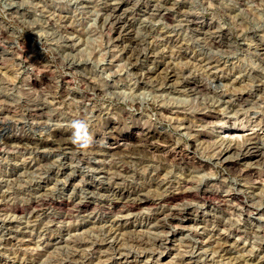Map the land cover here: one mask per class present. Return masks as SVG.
<instances>
[{"label":"rangeland","instance_id":"1","mask_svg":"<svg viewBox=\"0 0 264 264\" xmlns=\"http://www.w3.org/2000/svg\"><path fill=\"white\" fill-rule=\"evenodd\" d=\"M0 51V264H264V0H0ZM76 119L93 141L82 153L69 144ZM147 124L168 132L172 158L121 152ZM180 151L205 166L178 163ZM235 163L263 175L238 178ZM178 186L216 192L225 211L199 193L171 202L183 215L121 212L130 194ZM44 191L53 204L23 209Z\"/></svg>","mask_w":264,"mask_h":264},{"label":"bare ground","instance_id":"2","mask_svg":"<svg viewBox=\"0 0 264 264\" xmlns=\"http://www.w3.org/2000/svg\"><path fill=\"white\" fill-rule=\"evenodd\" d=\"M105 3V2H104ZM111 3V2H110ZM118 3V2H117ZM106 4H107V2H106ZM133 5V4H132ZM136 5V4H135ZM102 6V5H101ZM119 6H120V4H115V5H112V6H110V7H108V10H110V11H113V12H115L118 8H119ZM146 6V5H145ZM172 6V5H171ZM105 7V6H104ZM129 7V6H128ZM160 7V6H159ZM167 7V6H166ZM153 8V7H152ZM107 9V8H106ZM165 9H167V8H165ZM105 10V9H104ZM125 10V9H124ZM103 11V10H102ZM109 11V12H110ZM166 12V11H165ZM168 12V11H167ZM179 12V11H178ZM102 13V12H101ZM152 13V12H151ZM163 13V12H162ZM184 13V12H183ZM113 16V15H112ZM146 16V15H145ZM107 17V16H106ZM130 17V16H129ZM147 17V16H146ZM191 17V16H190ZM105 18V17H104ZM62 19V18H61ZM132 19V18H131ZM166 19V18H165ZM180 19V18H179ZM189 19V18H188ZM114 20V19H113ZM138 20V19H137ZM175 20V19H174ZM104 22V21H103ZM140 22V21H139ZM109 25V24H108ZM121 25V24H120ZM124 25V24H123ZM146 25V24H145ZM179 25V24H178ZM111 26V25H110ZM177 26V25H176ZM166 27V26H165ZM174 28V27H173ZM202 28V27H201ZM151 29V28H150ZM214 29V28H213ZM202 30V29H201ZM173 31V30H172ZM214 31V30H213ZM108 32V31H107ZM147 33V32H146ZM154 34V33H153ZM213 34V33H212ZM222 34V33H221ZM220 34V35H221ZM208 35V34H207ZM131 36V35H130ZM118 37V36H117ZM161 37V36H160ZM163 37V36H162ZM210 37V36H209ZM213 37V36H212ZM218 37V36H217ZM68 39V38H67ZM109 39V38H108ZM111 39V38H110ZM109 39V40H110ZM136 39V38H135ZM66 40V39H65ZM113 40V39H112ZM145 40V39H144ZM148 41V40H147ZM146 41V42H147ZM223 41V40H222ZM108 42V41H107ZM142 42V41H141ZM211 42V41H210ZM184 43V42H183ZM114 44V43H113ZM181 44V43H180ZM68 45V44H67ZM121 45V44H120ZM124 45V44H123ZM106 46V45H105ZM72 47V46H71ZM143 47V46H142ZM70 48V47H69ZM107 48V47H106ZM126 48V47H125ZM137 48H138V46H137ZM3 49V48H2ZM118 49V48H117ZM144 49V48H143ZM155 49V48H154ZM122 50V49H121ZM134 50V49H133ZM153 50V49H152ZM151 50V51H152ZM150 51V50H149ZM1 52V51H0ZM130 52V51H129ZM144 52V51H143ZM154 52V51H153ZM9 53V52H8ZM119 53V52H118ZM134 53V52H133ZM133 53H131V54H133ZM137 54V53H136ZM130 55V54H129ZM139 55V54H138ZM150 55V54H149ZM19 56V55H18ZM17 56V57H18ZM127 56V55H126ZM135 56H137V55H135ZM143 57V56H142ZM160 57V56H159ZM168 57V56H167ZM125 58V57H124ZM111 59V58H110ZM216 60V59H215ZM134 61V60H133ZM159 61V60H158ZM214 61V60H213ZM206 62V61H205ZM75 63V62H74ZM167 64V63H166ZM169 67V66H168ZM41 68V67H40ZM145 68V67H144ZM173 68V67H172ZM151 69V68H150ZM181 69H183V68H181ZM203 69V68H202ZM41 70H42V68H41ZM44 70V69H43ZM120 70V69H119ZM167 70V69H166ZM168 70H171V69H168ZM190 70V69H189ZM39 71V70H38ZM141 71V70H140ZM151 71V70H150ZM159 71V70H158ZM157 71V72H158ZM162 71V70H161ZM172 72H173V70H171ZM177 71V70H176ZM182 71V70H181ZM144 72V71H143ZM174 72H175V70H174ZM1 73V72H0ZM117 73V72H116ZM121 73V72H120ZM167 74V72H164V74ZM179 73V72H178ZM177 73V74H178ZM118 74H119V72H118ZM143 74V73H142ZM164 74H163V76H164ZM263 74V73H262ZM46 75V74H45ZM156 75V74H155ZM175 75V74H174ZM220 75V74H219ZM1 76V75H0ZM169 76V75H168ZM170 76H173L172 74L170 75ZM176 76V75H175ZM184 76V75H183ZM182 76V77H183ZM39 77V76H38ZM162 77V76H161ZM166 77H167V75H166ZM153 78V77H152ZM4 79V78H3ZM42 79V78H41ZM177 78H175V80H176ZM9 80V79H8ZM53 80V79H52ZM260 80V79H259ZM259 80H258V82H259ZM2 81V80H1ZM11 81V80H10ZM54 81H55V79H54ZM144 81V80H143ZM158 81H159V79H158ZM174 81V80H173ZM179 81V80H178ZM257 81V80H256ZM4 82V81H3ZM2 82V83H3ZM5 82H6V80H5ZM12 82V81H11ZM45 82V81H44ZM35 83V82H34ZM153 83V82H152ZM163 83V82H162ZM5 84V83H4ZM6 84H8V82L6 83ZM11 84V83H10ZM56 84V83H55ZM59 84V83H58ZM167 84V83H166ZM173 84H175V83H173ZM178 84V83H177ZM13 85V84H12ZM168 85V84H167ZM170 85V84H169ZM8 87L7 88H10L11 87V85H10V87H9V85H7ZM146 86V85H145ZM161 86V85H160ZM159 86V87H160ZM191 86V85H190ZM44 87V86H43ZM48 87V86H47ZM54 87V86H53ZM173 87V86H172ZM5 88V87H4ZM58 88V87H57ZM92 88V87H91ZM149 88V87H148ZM256 88V87H255ZM175 89V88H174ZM61 90V89H60ZM173 90V89H172ZM18 91V90H17ZM178 91V90H177ZM198 91V90H197ZM4 92V91H3ZM196 92V91H195ZM206 92V91H205ZM208 92V91H207ZM249 92V91H248ZM18 93V92H17ZM25 93V92H24ZM23 93V94H24ZM53 93V92H52ZM158 93V92H157ZM234 93H235V91H234ZM237 93V92H236ZM26 94H27V92L25 93V95L24 96H26ZM200 94V93H199ZM48 95V94H47ZM51 95V94H50ZM2 96V95H1ZM1 96H0V98H1ZM28 96H30L29 94H28ZM28 96H27V98H28ZM34 96V95H33ZM36 96V95H35ZM35 96H34V98H35ZM45 96V95H44ZM43 96V97H44ZM52 96V95H51ZM207 96V95H206ZM240 96V95H239ZM21 97V96H20ZM40 97H42V96H40ZM9 98V97H8ZM16 98H18V97H16ZM33 98V97H32ZM32 98L30 97L29 99L31 100V101H33L32 100ZM45 98V97H44ZM36 99V98H35ZM57 99V98H56ZM25 100H27V99H25ZM29 100V101H30ZM37 100H38V98H37ZM37 100H36V102H37ZM47 100V99H46ZM235 100V99H234ZM30 101V102H31ZM133 101V100H132ZM217 101V100H216ZM24 102V101H23ZM35 102V101H34ZM63 102V101H62ZM70 102H72V101H70ZM206 102V101H205ZM204 102V103H205ZM223 102V101H222ZM232 102V101H231ZM48 103V102H47ZM77 103V102H76ZM212 103V102H211ZM19 104V103H18ZM21 104V103H20ZM27 104V103H26ZM28 104H29V102H28ZM32 104V103H31ZM30 104V105H31ZM37 104V103H36ZM42 104V103H41ZM239 104V103H238ZM246 104V103H245ZM10 105H12V104H10ZM9 105V106H10ZM24 105V104H23ZM30 105H29V107H30ZM43 105V104H42ZM58 105V104H57ZM68 105H69V103H68ZM201 105V104H200ZM203 105V104H202ZM1 106V105H0ZM8 106V107H9ZM27 106V105H26ZM71 106H73V105H71ZM6 107V106H5ZM24 107V106H23ZM28 107V106H27ZM28 107V108H29ZM32 107V106H31ZM35 106H33V108H34ZM37 107H38V105H37ZM54 107V106H53ZM56 107V106H55ZM59 107V106H58ZM211 107V106H210ZM223 107V106H222ZM26 108V107H25ZM32 108V109H33ZM91 108V107H90ZM202 108H204V107H202ZM217 108V107H216ZM239 108H240V106H239ZM38 108H34L33 110L35 111V110H37ZM92 109V108H91ZM197 109V108H196ZM248 109V108H247ZM2 110V109H1ZM7 110V109H6ZM29 110V109H28ZM199 110V109H198ZM198 110H197V112H198ZM205 110H206V108H205ZM243 110H244V108H243ZM182 111V110H181ZM200 111H202V109H200ZM213 111V110H212ZM215 111V110H214ZM238 111V110H237ZM247 111V110H246ZM29 112V111H28ZM38 112V111H37ZM215 112H217V111H215ZM240 112H242V111H240ZM32 113V112H31ZM40 113V112H39ZM44 113V112H43ZM61 113V112H60ZM74 113V112H73ZM175 113V112H174ZM35 114V113H34ZM64 114V113H63ZM96 114V113H95ZM127 114V113H126ZM33 115V114H32ZM44 115H45V113H44ZM75 115V114H74ZM128 115V114H127ZM193 115V114H192ZM198 115H199V117H201L202 119L203 118H209V117H212L213 116V112H206V111H202V112H200V113H198ZM218 115V114H217ZM224 115V114H223ZM236 115V114H235ZM67 116V115H66ZM71 116V115H70ZM84 116V115H83ZM125 116V115H124ZM129 116V115H128ZM185 116V115H184ZM237 116V115H236ZM243 116V115H242ZM250 116V115H249ZM253 116V115H252ZM264 116V115H263ZM72 117H74L73 115H72ZM172 117V116H171ZM175 117V116H174ZM183 117V116H182ZM215 117V116H214ZM254 117V116H253ZM58 118V117H57ZM70 118V117H69ZM111 118H113V117H111ZM122 118V117H121ZM130 118V117H129ZM134 118V117H133ZM178 118V117H177ZM176 118V119H177ZM186 118V117H185ZM195 118V117H194ZM73 119V118H72ZM116 119V118H115ZM122 119H125V118H122ZM218 119V118H217ZM216 119V120H217ZM64 120V119H63ZM86 120H87V118H86ZM118 120V119H117ZM130 120V119H129ZM178 120H182V118H180V119H178ZM194 120V119H193ZM207 120V119H206ZM69 121V120H68ZM88 121V120H87ZM114 121V120H113ZM128 121V120H127ZM135 121V120H134ZM184 121V120H183ZM192 121V120H191ZM204 121V120H203ZM220 121H222V120H220ZM3 122V121H2ZM1 122V123H2ZM123 122V121H122ZM136 122H137V120H136ZM139 122V121H138ZM141 122V121H140ZM143 122V121H142ZM182 122V121H181ZM186 122V121H185ZM194 122H196V121H194ZM216 122V121H215ZM147 123V122H146ZM149 123V122H148ZM179 123H180V121H179ZM200 123V122H199ZM219 123V122H218ZM257 123V122H256ZM152 124V123H151ZM191 125V124H190ZM193 125V124H192ZM4 126V125H3ZM2 126V127H3ZM6 126V125H5ZM4 126V127H5ZM43 126V125H42ZM179 126V125H178ZM183 126V125H182ZM198 126V125H197ZM256 126V125H255ZM3 127V128H4ZM145 128H143V129H140V130H137V132L134 134V140L132 141V142H123L122 143V151L121 152H125V153H131V154H135V153H141V152H143L144 154L146 153V152H148V151H150L151 149L152 150H158V147L160 146L161 147V153H160V155L158 156V159L160 160V161H165V160H167L168 158H169V156L172 158V154H173V152H175L176 153V151H174L173 149L174 148H172V147H168V146H172V145H170L168 142H169V135L167 134L168 132L167 131H162L161 130V132H159V131H157L156 129H154V128H152V126L151 125H149V124H147V126H144ZM207 127V126H206ZM135 128V127H134ZM2 129V128H1ZM98 129V128H97ZM113 129V128H112ZM199 129H201V128H199ZM65 130V129H64ZM64 130H63V132H64ZM198 130V129H197ZM67 131V130H66ZM65 131V132H66ZM107 131V130H106ZM194 131V130H193ZM203 131V130H202ZM55 132V131H54ZM72 132V131H71ZM70 131H68V133H71ZM167 132V133H166ZM189 133V132H188ZM69 135V134H68ZM193 135V134H192ZM197 135V134H196ZM235 135V134H234ZM256 135V134H255ZM70 136V135H69ZM68 136V137H69ZM125 136V135H124ZM232 136V135H231ZM246 136V135H245ZM55 137H56V139L55 140H57L59 143H68L69 141V139H68V137H66V134H64V133H62V132H60V133H57L56 132V134H55ZM126 137V136H125ZM246 137H248V136H246ZM5 138V137H4ZM119 138V137H118ZM118 138L117 137H114L113 138V142L112 143H116L117 145L119 144V143H117L118 141ZM248 138H250V136L248 137ZM247 138V139H248ZM159 139H162V140H160L159 141ZM194 139V138H193ZM196 139V138H195ZM1 140V139H0ZM14 140H19V139H17V138H7L6 139V142H11V141H14ZM71 140V139H70ZM200 140V139H199ZM53 141V140H52ZM3 142V141H2ZM17 142V141H16ZM15 142V143H16ZM99 142V141H98ZM161 142H165V144L163 143V145L161 144ZM194 142V141H193ZM250 142L252 143V141L250 140ZM19 143V142H18ZM18 143H17V145H18ZM20 143H22V141L20 142ZM50 143V142H49ZM56 143V142H55ZM58 143V144H59ZM11 144V143H10ZM69 144H72V145H76V144H74L73 142L72 143H69ZM110 144V143H109ZM116 144H114V145H116ZM193 144V143H192ZM222 144V143H221ZM236 144V143H235ZM238 144V143H237ZM242 144H243V142H242ZM244 144H246V143H244ZM254 145V144H253ZM1 146V145H0ZM10 146V145H9ZM65 146V145H64ZM71 146V145H70ZM77 147H79L80 149L78 150V151H80L81 149L82 150H86L87 148H81L80 146H78L77 145ZM95 147V146H94ZM104 147V146H103ZM108 147V146H107ZM195 147V146H194ZM253 147H256V146H253ZM1 148V147H0ZM36 148V147H35ZM89 148H92V145L91 146H89L88 147V149ZM110 148H112V147H110ZM109 148V150H111ZM166 148V149H165ZM258 148V147H257ZM5 149V148H4ZM15 149V148H14ZM75 149V148H74ZM77 149V148H76ZM116 149V148H115ZM228 150V149H230V150H234V152H235V149L237 150V154H236V157H237V155H238V157L239 156H242V157H246V156H249L250 154H252V151H251V146H248V145H245V146H240V147H237L236 145L235 146H233V145H231V146H227L226 148H225V150ZM81 150V151H82ZM90 150V149H89ZM94 150V149H93ZM92 150V152L94 153L95 151H93ZM99 150V149H98ZM223 150V149H222ZM80 151V152H81ZM106 151H107V149H106ZM193 151V150H192ZM224 151V150H223ZM253 151H258V149H255L254 148V150ZM260 151V150H259ZM264 151V150H263ZM263 151H262V153H263ZM7 152V151H6ZM86 152V151H85ZM87 152H89V151H87ZM108 152V151H107ZM112 152V151H111ZM117 152V151H116ZM151 152V151H150ZM154 152V151H153ZM159 152H160V150H159ZM213 152V151H212ZM215 152V151H214ZM227 152V151H226ZM82 153V152H81ZM105 153V152H104ZM219 153V152H218ZM222 153V152H221ZM220 153V154H221ZM254 153H257L258 154V157H259V160L262 162V163H264V157H262L261 155H260V153H258V152H254ZM106 154H108V153H106ZM113 154H115V153H113ZM117 154V153H116ZM137 156H138V154H136ZM143 155V154H142ZM146 155V154H145ZM153 155V154H152ZM155 155V154H154ZM176 155V154H175ZM230 155V154H229ZM233 155V154H232ZM81 156V155H80ZM132 156V155H131ZM150 156V155H149ZM155 156H157V155H155ZM174 156V155H173ZM196 156V155H195ZM221 156V155H220ZM79 157V156H78ZM85 157V156H84ZM216 157V159H217V157H219V156H215ZM149 158V157H148ZM157 158V157H156ZM214 158V157H213ZM225 158V157H224ZM153 159V158H152ZM170 159V158H169ZM174 159V158H173ZM222 159V158H221ZM228 159V158H227ZM230 159V158H229ZM158 160V161H159ZM175 160L178 162V163H180V164H182V165H187V166H191V167H196V168H203L204 166H205V164H203V162H201V161H197V160H195L194 158H193V156H191V155H189V154H183V153H181V151L180 152H177V156L175 157ZM223 160V159H222ZM236 160V159H235ZM85 161V160H84ZM87 161H89V160H87ZM151 161V160H150ZM171 161V160H170ZM217 161V160H216ZM237 161V160H236ZM125 162V161H124ZM175 162V161H174ZM208 162V161H207ZM116 163V162H115ZM128 163V162H127ZM262 163H260V164H262ZM110 164V163H109ZM117 164V163H116ZM122 164V163H121ZM43 165V164H42ZM48 165V164H47ZM100 165V164H99ZM113 165V164H112ZM124 165V164H123ZM209 165H210V163H209ZM212 165H213V163H212ZM8 166V165H7ZM49 166V165H48ZM108 166V165H107ZM208 166V165H207ZM226 166V165H225ZM54 167V166H53ZM94 167V166H93ZM230 168L231 169V171L233 172V173H235V176H238V178L239 177H241V178H245L246 176L248 177V176H255V180L257 179V177L258 176H260V175H263V172H262V174H261V170L260 171H257V170H254L253 169V167L252 166H248V165H244V166H241V165H237L236 163H235V165H233V166H227V168ZM124 168V167H123ZM131 168V167H130ZM186 168V167H185ZM228 168V169H229ZM37 169V168H36ZM183 169V168H182ZM217 170V169H216ZM263 170V169H262ZM112 171V170H111ZM188 171H189V169H188ZM257 171V172H256ZM212 172V171H211ZM37 173V172H36ZM197 173V172H196ZM9 174V173H8ZM113 174V173H112ZM35 175V174H34ZM45 175V174H44ZM189 175V174H188ZM36 176V175H35ZM40 176V175H39ZM120 176H121V174H120ZM159 176V175H158ZM116 177V176H115ZM168 177V176H167ZM163 178V177H162ZM249 178V177H248ZM247 178V179H248ZM260 178V177H259ZM262 178V177H261ZM32 179V178H31ZM110 179V178H109ZM154 179V178H153ZM20 180V179H19ZM24 180V179H23ZM38 180V179H37ZM157 180V179H156ZM226 180V179H225ZM251 180V178H249V181ZM162 181H164V180H160V181H156L158 184H160V183H162ZM10 182V181H9ZM107 182H108V180H107ZM114 182H116V181H114ZM26 183V182H25ZM148 183V182H147ZM168 183V182H167ZM175 183V182H174ZM1 184V183H0ZM16 184V183H15ZM30 184V183H29ZM124 184V183H123ZM131 184V183H130ZM156 184V183H155ZM200 184V183H199ZM198 184V185H199ZM161 185H163V184H161ZM176 185V184H175ZM195 185V184H194ZM27 186V185H26ZM159 186V185H158ZM174 186V185H173ZM188 186V185H187ZM183 187V188H180L179 186V188L178 189H175V188H177V187H175L174 189L175 190H173V189H170V188H166L165 190L163 189V191L162 192H160L159 194H157V193H155V194H157V195H155V194H153V196H150V195H143V194H140V192L138 193V194H134L133 196H131V194H130V196H128V198L126 199V200H124V201H122L121 200V205H120V207L122 208L121 209V212L123 211V208H128V210H130V209H135V208H140V206H144V205H158V207L159 208H162V210H161V212H164V210H166L167 211V214L168 215H170V216H175V215H183L184 213H186L187 212V210H188V204L187 205H183V206H181V205H179V207H174L175 205H177L176 203L174 204V206H173V204L171 203V202H174L175 200H182V199H184V198H188V196H190L191 197V195H194V194H197L198 196H199V193L201 194V195H203V196H205V198L204 197H200V198H202V200L204 199H214V198H212V196L214 197V196H216V195H218L216 192H213V191H210V190H208V189H203V188H197L195 191V193L193 194L192 192H191V188H189V187ZM222 186H224L225 187V191H227V193L229 192V193H231V191H232V189H231V187H228V186H226V185H224V184H222ZM16 187V186H15ZM105 187V186H104ZM192 187V186H191ZM164 188V187H163ZM173 188V187H172ZM209 188V187H208ZM233 188V187H232ZM42 190V189H41ZM193 190V191H194ZM51 191V190H50ZM156 191V190H155ZM15 192V191H14ZM89 192H92V191H89ZM143 192V191H142ZM147 192V191H146ZM5 193V192H4ZM44 193H45V191H44ZM43 192H42V194H40L39 196H37L36 198H34V199H32L27 205H25V206H22L23 207V209H30V207H32V210L33 209H36V211H37V208H42V206H44V205H48V204H53L54 202L52 201V198L50 197V195L49 194H44ZM115 193H117V192H115ZM145 193V192H144ZM228 193V195H230ZM234 193V192H233ZM232 193V194H233ZM244 193V192H243ZM96 194V193H95ZM101 194H103V193H101ZM108 194V193H107ZM147 194H149V193H147ZM216 194V195H215ZM231 194V195H232ZM31 195V194H30ZM129 195V194H128ZM196 195V196H197ZM101 196V195H100ZM121 196V195H120ZM195 196V197H196ZM234 196V195H233ZM194 197V196H193ZM220 197V196H219ZM215 198L217 201H218V203H216V204H214V206L216 207V208H218V209H221V207H223V206H226L227 205V199L226 198ZM192 198V197H191ZM70 199V198H69ZM194 199V198H193ZM214 199V200H215ZM240 199V198H239ZM238 199V200H239ZM8 200V199H7ZM12 200V199H11ZM59 200V199H58ZM82 200V199H81ZM184 200H186V199H184ZM215 200V201H216ZM22 201V200H21ZM183 201V200H182ZM187 201V200H186ZM216 201V202H217ZM27 202V201H26ZM164 202H166V203H171V205L172 206H170V204H167V205H163V203ZM185 202V201H184ZM232 203L234 202V201H231ZM18 203V202H17ZM178 203V202H177ZM188 203V202H187ZM190 203V202H189ZM235 203H236V201H235ZM234 203V204H235ZM96 204V203H95ZM178 204H180V203H178ZM250 204V203H249ZM261 204V203H260ZM263 204V203H262ZM230 205H231V203H230ZM264 205V204H263ZM49 206H51V205H49ZM57 206L59 207V208H62V209H65V210H67V211H69V212H71V211H75V212H77V211H79L80 209H81V206L78 204H76V205H73V204H69L68 202H67V200H66V202H63V203H61V204H57ZM56 206V207H57ZM117 206V205H116ZM115 206V207H116ZM163 206H165L164 208H163ZM181 206V207H180ZM232 206V205H231ZM261 206V205H260ZM9 207V206H8ZM239 207V206H238ZM157 208V207H156ZM226 208V207H225ZM228 208V207H227ZM232 208V207H231ZM257 208V207H256ZM3 209H5V208H3ZM11 210H13V211H17L19 208H18V206L16 205V206H14V207H12V208H10ZM116 209V208H115ZM237 209V208H236ZM259 209V208H258ZM126 210V209H125ZM139 210V209H138ZM158 210H160V209H158ZM223 210L225 211V209H224V207H223ZM241 210V209H240ZM48 211V210H47ZM54 211V210H53ZM149 211V210H148ZM227 211V210H226ZM57 212V211H56ZM68 212V213H69ZM115 212V211H114ZM144 212V211H143ZM147 212V211H146ZM212 212V211H211ZM66 213V212H65ZM64 213V214H65ZM119 213H120V211H119ZM126 213V212H125ZM166 213V212H165ZM238 213V212H237ZM124 214V213H123ZM16 215V214H15ZM118 215V214H117ZM129 215V214H128ZM230 215V214H229ZM126 216V215H125ZM164 216H167V215H164ZM53 217V216H52ZM58 217V216H57ZM127 217V216H126ZM165 218V217H164ZM183 218V217H182ZM114 219H116V218H114ZM235 219V218H234ZM49 220V219H48ZM216 220V219H215ZM240 220V219H239ZM1 221V220H0ZM47 221V220H46ZM51 221V220H50ZM33 222V221H32ZM243 222V221H242ZM50 223V222H49ZM260 224V223H259ZM31 227H33V226H31ZM8 229V228H7ZM41 229V228H40ZM46 229V228H45ZM101 229V228H100ZM110 229V228H109ZM242 229V228H241ZM98 230V229H97ZM253 230V229H252ZM262 230V229H261ZM41 231V230H40ZM103 231V230H102ZM101 231V232H102ZM263 231H264V226H263ZM105 233V232H104ZM102 235V234H101ZM106 235V234H105ZM212 236V235H211ZM261 236V235H260ZM103 237V236H102ZM156 237V236H155ZM154 237V238H155ZM157 238V237H156ZM140 239V238H139ZM78 240V239H77ZM102 240V239H101ZM73 241V240H72ZM148 241H150V240H148ZM224 241V240H223ZM263 241V240H262ZM132 242V241H131ZM141 242V241H140ZM215 242V241H214ZM218 242V241H217ZM147 243V242H146ZM258 243V242H257ZM261 243V242H260ZM219 244V243H218ZM220 245V244H219ZM227 245V244H226ZM226 245H224L223 244V242H222V246H220V247H218V248H220L222 251H225V252H228V251H230L231 250V247L228 245V246H226ZM235 248V247H234ZM221 251V252H222ZM18 254V253H17ZM16 255V254H15ZM231 255V254H230Z\"/></svg>","mask_w":264,"mask_h":264},{"label":"clouds","instance_id":"3","mask_svg":"<svg viewBox=\"0 0 264 264\" xmlns=\"http://www.w3.org/2000/svg\"><path fill=\"white\" fill-rule=\"evenodd\" d=\"M70 128L73 130L72 142L81 148H88L93 143L92 137L89 135V125L87 121L76 119L71 121Z\"/></svg>","mask_w":264,"mask_h":264}]
</instances>
